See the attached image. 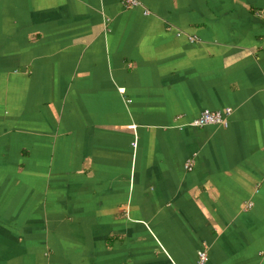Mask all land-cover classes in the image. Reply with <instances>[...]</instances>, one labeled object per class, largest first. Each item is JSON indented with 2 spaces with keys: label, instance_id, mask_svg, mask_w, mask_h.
Returning a JSON list of instances; mask_svg holds the SVG:
<instances>
[{
  "label": "crops",
  "instance_id": "1",
  "mask_svg": "<svg viewBox=\"0 0 264 264\" xmlns=\"http://www.w3.org/2000/svg\"><path fill=\"white\" fill-rule=\"evenodd\" d=\"M138 2L0 0V264H264V0Z\"/></svg>",
  "mask_w": 264,
  "mask_h": 264
},
{
  "label": "built area",
  "instance_id": "2",
  "mask_svg": "<svg viewBox=\"0 0 264 264\" xmlns=\"http://www.w3.org/2000/svg\"><path fill=\"white\" fill-rule=\"evenodd\" d=\"M121 4L126 9H131L138 7L140 4L138 0H121ZM144 15H148V12H144ZM179 34H177L178 36ZM190 42L194 41V38H188ZM119 93H123V89H118ZM129 102V101H127ZM232 110L230 108H225L220 111H209L203 110L195 119L189 122L188 126L192 128H203L207 126H219L226 128L228 125V118L231 115ZM133 149L136 148V139H133L131 143ZM193 160L187 159L184 162V170L187 172L192 171ZM251 207V203H247L244 207L245 210ZM208 255L205 250H199L196 252V263L195 264H207Z\"/></svg>",
  "mask_w": 264,
  "mask_h": 264
}]
</instances>
